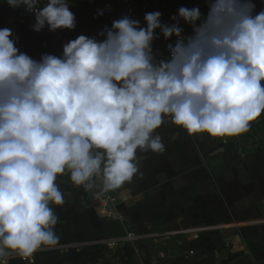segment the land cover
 <instances>
[{"label": "clouds", "instance_id": "9594fccd", "mask_svg": "<svg viewBox=\"0 0 264 264\" xmlns=\"http://www.w3.org/2000/svg\"><path fill=\"white\" fill-rule=\"evenodd\" d=\"M5 2L33 13L36 32L76 28L67 0ZM206 5L181 6L171 22L145 13L144 26L124 15L39 59L0 28V264H36L58 245V176L133 200L127 185L143 176V154L166 151L156 131L166 122L227 143L264 113V0L259 11L254 0ZM161 36L167 55L153 47Z\"/></svg>", "mask_w": 264, "mask_h": 264}, {"label": "crops", "instance_id": "0c3cea01", "mask_svg": "<svg viewBox=\"0 0 264 264\" xmlns=\"http://www.w3.org/2000/svg\"><path fill=\"white\" fill-rule=\"evenodd\" d=\"M69 9L78 12L75 34L95 36L109 27L85 18V7ZM60 30L46 26L41 32ZM22 32L31 34L29 28ZM263 117L240 135L256 146L207 134L190 137L166 122L156 130L166 151L143 154V176L127 185L135 199L122 201L110 193L121 220L97 214L93 188L84 190L67 174L58 176L65 200L53 206L60 239L56 248L35 254L36 264H264V125L257 123ZM253 130L257 135L250 134ZM126 234L144 237L133 246L94 243ZM9 264L26 262L16 257Z\"/></svg>", "mask_w": 264, "mask_h": 264}, {"label": "built area", "instance_id": "2783aa9c", "mask_svg": "<svg viewBox=\"0 0 264 264\" xmlns=\"http://www.w3.org/2000/svg\"><path fill=\"white\" fill-rule=\"evenodd\" d=\"M47 0H40L39 7ZM69 8L75 2L83 3L84 7L90 12L92 21H101L106 23L109 27L114 20L128 15L133 19L139 20L141 25H145L144 15L148 12L160 11L162 13L163 22H171L172 15L177 13L179 7L184 6L191 8L199 6L202 12L207 11L206 0H67ZM257 4V11H259L261 0H254ZM35 23L34 14L25 10L23 7H10L5 0H0V28H9L13 32V39H16V47L24 53H27L34 59H39L41 54L49 53L60 55L63 51V45L68 41L77 38L80 34L73 33L72 30L61 29L53 34H46L36 32L32 29ZM185 32H190L191 29L187 25H183ZM29 28L32 33L29 41H24L26 35L22 32L23 29ZM157 32L159 30H156ZM99 38V37H98ZM169 41H165L163 36L159 40L154 41V49H159L166 53V47ZM162 58L158 56V59ZM218 139V138H217ZM234 139L235 142L244 143L248 146H256V142L248 137L237 136L228 138ZM83 188V187H82ZM84 189V188H83ZM85 190V189H84ZM93 200L97 202V214L106 219L121 220L115 206V198L110 193L102 191L100 181L97 179L94 183L93 190H91ZM166 234V233H163ZM144 235L126 234L120 237H113L95 241L94 243L103 244L107 248H115L124 243H129L133 246V242Z\"/></svg>", "mask_w": 264, "mask_h": 264}, {"label": "trees", "instance_id": "16d2710c", "mask_svg": "<svg viewBox=\"0 0 264 264\" xmlns=\"http://www.w3.org/2000/svg\"><path fill=\"white\" fill-rule=\"evenodd\" d=\"M84 4L83 3H79V2H75L74 3V6H80V7H84L83 6ZM30 35H32V33H28V36L24 37V41H29L30 40ZM257 123H261L262 125H264V117L262 119H260ZM256 123V124H257ZM251 135H257V132L255 130H253L251 133ZM260 137V136H259ZM261 140V138H259ZM262 141V140H261Z\"/></svg>", "mask_w": 264, "mask_h": 264}, {"label": "rangeland", "instance_id": "374dc122", "mask_svg": "<svg viewBox=\"0 0 264 264\" xmlns=\"http://www.w3.org/2000/svg\"><path fill=\"white\" fill-rule=\"evenodd\" d=\"M86 9H87V8H86ZM87 10H88V9H87ZM87 10H86V11H83L84 14H85V18H88V16H90V12H89V10H88V11H87ZM75 12L78 13L77 11H75ZM75 12H74V14H76Z\"/></svg>", "mask_w": 264, "mask_h": 264}, {"label": "water", "instance_id": "95a60500", "mask_svg": "<svg viewBox=\"0 0 264 264\" xmlns=\"http://www.w3.org/2000/svg\"><path fill=\"white\" fill-rule=\"evenodd\" d=\"M89 195H90V192H89Z\"/></svg>", "mask_w": 264, "mask_h": 264}]
</instances>
